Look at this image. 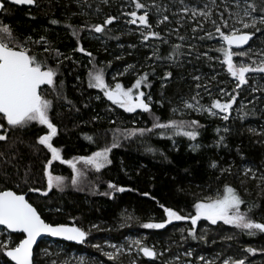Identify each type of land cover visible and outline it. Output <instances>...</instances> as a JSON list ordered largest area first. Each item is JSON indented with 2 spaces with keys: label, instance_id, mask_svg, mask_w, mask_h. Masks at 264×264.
<instances>
[{
  "label": "trees",
  "instance_id": "trees-1",
  "mask_svg": "<svg viewBox=\"0 0 264 264\" xmlns=\"http://www.w3.org/2000/svg\"><path fill=\"white\" fill-rule=\"evenodd\" d=\"M194 1L201 4L208 2ZM144 2L169 9L164 15L174 24L164 22L154 29L168 43L155 38L143 41L137 26L133 25L131 29L130 24H125L126 17L122 13L135 10L130 0H109L108 4L101 3V0H87V3L84 0H35L33 7L5 3V10L0 12V22L9 25L21 41L27 37L40 41L44 37L48 42L47 45L43 42L29 43L28 47L33 54L45 58L48 66H59L56 84L62 87L66 100L57 98L48 86L43 89L47 98L53 101L50 117L57 127V135L52 144L61 150L63 159L91 155L106 145L110 146L116 130L152 126L153 117L148 112H125L112 104L103 91L88 87V72L97 68L103 69L107 75L114 70H126L120 82L129 86L140 75L148 73L150 86L141 85V88L147 100L151 97V112L159 116L162 122L169 119L198 120L204 125L197 138L200 147L193 151L185 137L175 138L178 149L173 147L172 140L158 135L147 134L129 139L121 137L120 146L110 153L112 163L99 172L92 171L89 174L87 181L91 187H85L84 191L74 188L64 191L53 188L48 191L43 168L47 160L51 159V153L38 144V137L46 134L47 129L32 124L25 129H9L6 140L0 141V190L27 194L28 201L37 208L47 223L79 227L88 233V241L104 234L115 235L113 232H97L90 227L97 222L114 223L126 210L133 217L128 220L124 233H147L150 239L146 240V246L152 242L158 249L164 250L167 243H174L177 251L194 252L195 256L222 252L233 260L244 259L245 264H264V233L247 235L232 226L217 225L205 233L204 239H192L188 230L179 233L180 231L175 232L170 228L159 231H146L142 228L143 223L162 222L166 219L161 205L171 207L181 215L194 214L193 204L198 202V198L222 189L225 184L235 188L247 204H255L250 215L257 221H264V186L258 178L244 176L242 171L246 165H251L258 171L264 170V135L260 133L264 120V91H256L255 97L259 101L254 100V94H249L245 98L244 111H233L228 121L210 118L204 113L173 114V108H183V102L190 101L197 92L200 94L199 99L209 94L196 87L200 84L194 79L197 75L205 77L201 81L209 87V92L216 93L224 87L233 88L226 66L221 63L222 56L212 50L221 47L222 41L210 39L213 41L209 42V39L201 40L194 36L189 31L190 23L185 19L186 16L181 14L182 8L177 4L178 0L175 3L172 0ZM216 3L220 4L221 0H216ZM97 7L100 11H96ZM155 12L156 9L152 8L150 22L154 23L157 19ZM218 12H223L222 5L214 10L217 22L219 16L215 13ZM173 13L177 15L174 16ZM137 14H143V10H137ZM107 16L118 19L107 26L110 29L107 35L97 34L99 39L92 37L94 31L84 27L85 22L88 25L102 24ZM178 19H182L183 27L176 23ZM52 20L59 23L52 24ZM69 24L81 29L77 36H73L72 30L66 27ZM211 26V23L206 24L204 29L209 31ZM174 29H179V32L173 31ZM222 31L227 33L228 29L222 28ZM245 31L254 32L253 29ZM177 34L184 36L185 40H179L175 36ZM216 35L219 36L218 33ZM253 43H256L255 52L264 49V34L256 32ZM175 44L183 45L181 51L184 53L177 56L175 62L168 59H148L152 56L153 48H159L161 55H168ZM45 46L49 47L48 52L44 51ZM78 47L85 51L76 50ZM86 53H91V56ZM129 65L135 67L129 69ZM166 71L172 73L167 79L164 78ZM258 77L259 87L264 86V74H257ZM256 80L250 79V84ZM234 108L236 110L235 105ZM224 127L229 131L224 132ZM217 128L221 129L219 134ZM219 135H223L225 140L217 146ZM88 136L93 138L92 142L86 139ZM149 148L154 151H149ZM212 162L217 164L215 169L210 167ZM50 171L53 175L68 179L72 177V170L59 161L52 163ZM109 183L126 190L114 191L108 187ZM33 188L41 191H29ZM44 191H47V195L42 194ZM247 204L241 206L242 211L246 210ZM226 231L233 234L231 239L222 237ZM11 236L18 242L16 238L22 235ZM46 242L66 246L70 251L85 250L106 264H123L108 261L87 245L74 246L51 240L43 241L37 247L35 264H45L39 261L37 255L47 247ZM249 247L256 250L255 255L246 251ZM141 260L144 264L150 263L144 256ZM156 261L164 264L160 258H156L155 263ZM0 264H10L2 253Z\"/></svg>",
  "mask_w": 264,
  "mask_h": 264
},
{
  "label": "snow or ice",
  "instance_id": "snow-or-ice-1",
  "mask_svg": "<svg viewBox=\"0 0 264 264\" xmlns=\"http://www.w3.org/2000/svg\"><path fill=\"white\" fill-rule=\"evenodd\" d=\"M10 2L16 5L35 4V0H10ZM84 2L87 3V0H84ZM173 2L175 3L177 0H173ZM178 2L181 5L183 14L188 15V13H191L190 19L197 22V26L191 29L192 32L204 31V25L200 22V18L205 23L212 24L215 33L219 34V41H222L221 47L212 50L217 51L222 56L221 63L226 66L227 73L235 80V85L231 91L223 88L219 90L221 98H213L208 105H204L197 98L200 95L197 92L196 95L190 98V101L183 102L184 108L201 114L207 113L209 116L228 121L243 86L248 85L249 80L255 78L254 76L250 77L249 74H264V49L255 52L250 46L247 51L241 50L244 45L249 44L256 32L264 34V0H221L220 4H217L216 0H208L202 9L189 7L186 0H178ZM101 3L108 4L109 0H101ZM130 3L134 5L135 10L122 13V15L131 17L125 23L137 25L143 41L155 38L162 43H168L167 39L161 37L160 33L154 29L169 20L168 16L164 15V12L169 11V9L166 7L161 8L156 4L148 5L144 0H130ZM221 5L223 6V12L215 13L219 16V22H217V19L214 18V10L220 8ZM152 8L156 9L155 15L157 16L154 23L149 20ZM4 10V3L0 0V11ZM137 10H143V14L138 15ZM96 11H100L99 7ZM225 13H227L226 17ZM173 15L176 16L177 13H173ZM117 19L115 16H107L102 24L88 25L85 22L84 27L89 31L107 35L110 31L107 26L113 24ZM51 23L58 24L59 21L52 20ZM176 23L181 27L184 26L182 19L176 20ZM237 25L240 27H236ZM66 27L72 30L73 36H77L81 30L70 24ZM222 28L228 29V32L222 31ZM249 29H253L254 32L245 31ZM173 31L178 30L174 29ZM199 38L201 40L217 39L212 31H208L206 36ZM178 39L183 41L185 37L178 36ZM41 42L45 45L48 44L44 37H41L40 41H33L31 37L21 41L9 25L0 22V130H3L0 131V141L6 140L9 129H25L32 124L46 127L47 133L38 137V144L43 145L51 153V159L47 160L43 168L48 191L53 188L62 191L65 187L66 178L53 175L50 171L54 161L66 164L72 170L71 184L76 186L78 178L83 174L77 164L82 163L99 172L112 163L110 153L112 149L120 146L121 137L129 139L134 136L144 137L147 134L158 135L172 140L173 147L176 146V137H185L191 142L197 141L198 136L201 134L200 129L204 127L198 120L169 119L162 122L159 116L151 112L149 103L151 97H148L149 102H145V93L139 91L141 85L150 86L148 73L140 75L132 87L125 88L119 82H116L114 87L106 84L103 70H93L88 72V87L103 91L104 96L112 104L117 105L125 112L133 113L137 109L148 112L153 117L152 126L150 128L116 130L110 146L106 145L100 150L92 152L91 155L68 160L63 159L61 150L52 144L53 138L57 135V127L50 117L53 101L47 98L42 86L46 85L51 88L57 98L66 100V97L63 96L62 87H58L56 84L59 66L57 65V68L48 66L45 58L33 54L28 47L29 43ZM182 47L181 44L172 45L171 53L168 55H161L159 48H153L152 56L148 59H168L175 62L177 56L184 54L181 51ZM76 50L85 51L82 47H78ZM44 51L48 52L49 47L45 46ZM86 54L91 56V53ZM57 55H60V53H57ZM253 56L256 58L253 59ZM234 57H246L247 59L234 62ZM209 59H212V57H209ZM134 67V65L128 66L129 69ZM93 68L95 69V65ZM171 75V72H167L164 78L167 79ZM194 79L199 80L200 77L197 76ZM62 84L63 81L60 82L61 86ZM196 87L198 89L204 87L205 91H208L207 85L197 84ZM134 89L137 91L134 92ZM252 91H264V86L252 87ZM67 102L71 103L70 101ZM244 107L241 102L238 111L243 112ZM171 111L175 114L178 109L173 108ZM4 121H6V124ZM216 131L219 134L221 129L217 128ZM223 131L228 132L229 129L224 127ZM86 139L90 142L93 141L91 136L86 137ZM224 140L225 137L219 135V140L216 142L217 146L222 144ZM199 147L198 143L190 144L193 151ZM148 150L154 151L151 148ZM210 167L215 169L217 164L212 162ZM247 171H251V169ZM253 178H255V174H253ZM260 179L264 180V176H261ZM108 187L118 192L126 190L113 183H109ZM29 191L41 190L33 188ZM42 194L47 195V191L42 192ZM104 195H109V193H104ZM246 204L247 202L243 200L235 188L225 184L214 195H209L203 200L195 202L193 204L194 214L181 215L171 207L161 205L167 221L143 223L142 227L145 229H163L166 227V223L190 220L191 228L188 230V235L192 239H204L203 235L198 236L196 233L197 223L203 219L212 225L222 221L223 224L230 225L247 235L264 233V221H257L250 215L256 205L247 204L246 210L242 211L241 206ZM0 226H3L4 229L0 230V237H4V239H0V253L10 258V261L14 264H35L33 246L37 244L38 238L43 235L59 237L77 243H83L88 235L79 227H69L64 224L53 225L45 222L37 208L25 198V195L17 194L12 190H0ZM12 233L22 234L21 237L16 238L18 242L12 239ZM133 243L139 247V251L146 257L154 259L159 255L155 250L143 246L139 240L133 241ZM95 247H99V245H95ZM111 247L116 249L117 252L120 251L116 245H111ZM246 251L253 255L256 252L251 247L247 248ZM105 254L109 259L115 258L113 253ZM186 255L191 256V252L186 253ZM200 259L204 260V257L201 256ZM206 264H209V262H206ZM224 264H245V260L228 258L224 261Z\"/></svg>",
  "mask_w": 264,
  "mask_h": 264
},
{
  "label": "rangeland",
  "instance_id": "rangeland-1",
  "mask_svg": "<svg viewBox=\"0 0 264 264\" xmlns=\"http://www.w3.org/2000/svg\"><path fill=\"white\" fill-rule=\"evenodd\" d=\"M198 2L199 1L195 2L194 0H189L186 3L188 4L189 7H196L198 9H202L204 7L205 3L201 4ZM177 4L179 5V2H177ZM182 13L183 12H181V14ZM185 16H186L185 19H187V21L190 23V30L189 31L192 32L191 29L193 27L197 26V22L194 19H190L191 13H188V15H185ZM125 17H126V21L131 19V17H129V16H125ZM166 22H169V21H166ZM194 22H196V24H194ZM200 22L203 23V25L209 24V23H205L202 18H200ZM169 23L171 25L173 22H169ZM130 26L132 29L133 24H130ZM134 26L136 27L137 25H134ZM126 28H128V27H126ZM128 30H130V29L128 28ZM209 31H212L213 34L218 39V35H216L215 29L213 26H211L209 28ZM178 32H179V29H178ZM207 32H208V30L204 29V31L198 30L197 32H192V34L199 38V37H202L204 35V33H207ZM130 33L134 34V32L132 30H130ZM97 34H99V33L94 32V34H92V37L99 39ZM175 36L178 37V34ZM213 40H216V39H213ZM213 40L209 39V42H211ZM255 44L256 43H253V41H252V43L250 45L252 50H254ZM249 47L242 50V51H247L249 49ZM121 53H123V51H121ZM119 54H120V52H119ZM241 59L246 60L247 58L246 57L245 58L234 57V62L239 61ZM220 60H222V58ZM95 70H103V69L97 68ZM103 73H104L105 83L114 87L116 82L121 83L120 79L122 76L125 75L126 70L125 71L114 70L108 75L105 72H103ZM197 76L200 77V79L197 81L201 85H206L203 82V80L201 81V78L204 79L205 77H202L201 75H197ZM249 76L250 77L254 76L257 80L253 84H250V80H249V84L243 86V90L240 92V95L237 99V103L235 104L236 110L234 108L231 113H233V111H238L241 102L244 104L245 98L247 96H249V94L250 95L254 94V100L259 101V99H257V97H255L256 91H252V87H259V82H258L259 77L257 78V74H249ZM231 81H232V83L230 85L232 87H234L235 80L232 77H231ZM121 84L125 88L133 86V85H130V86L129 85H123V83H121ZM207 88H208V91H205L204 87L199 88L203 93H205V94L207 92L209 93L207 95H203L204 97L200 98L201 103L204 105H208L213 98H221L220 92H216V93H215V91L209 92V87L207 86ZM223 89H227V90L231 91V89L226 88V87H224ZM135 91H137V90L134 89V92ZM139 91H142V88H140ZM144 99H145V102H149L145 97H144ZM149 103H150V109H151V102H149ZM138 112H144V111L141 109H137L133 113H138ZM176 113H178V115L183 114V113H186V114L196 113L198 115L201 114V113H197L195 111L185 109L184 105H183V108H182V106H181V108H178V111ZM204 114H207V113H204ZM209 117L220 119L219 117H212V116H209ZM260 133H262L264 135V120H263L261 128H260ZM192 143H197V141H195V142L189 141V146ZM174 148L178 149L177 145ZM77 167L81 168L82 173H83L78 178V184L76 186H73L71 184V178L72 177L69 179L66 178L65 187L63 188L62 191L67 190V189H71V188H74L75 190H83L84 191L85 187L90 186V184H88V181H87L88 176L92 171H95V170L88 167V166L83 165L82 163H78ZM103 169H101V170H103ZM248 169H251V171H247ZM242 171H243L244 176H250L252 178H253V174H255V178H258L260 181V184L264 186V180L260 179L261 176H264V170L258 171L256 169H254L251 165H246L244 168H242ZM95 172H97V171H95ZM216 192L217 191L207 193L206 195H202V197L198 198V201L203 200L204 198H206L209 195H214ZM189 214L190 213H188L187 215H189ZM132 217H133L132 213L125 210L120 214V217L114 223L97 222V223L92 224V226L90 228L94 231L101 232V233L113 232V233H115V235H112V234L105 235L104 234L102 236L96 237L92 241H88L86 239V241L84 242V245L85 246L87 245L88 247H92L97 253H99L100 256H103L108 261L109 260L110 261L111 260L112 261H118V262H121L123 264H144V262H142V260H141V257L143 255H141V251H139V247L137 245H135L133 243V241L139 240V241H141L143 246H146V242H147L146 240L150 239V238H148L147 233L142 232V231H130L128 233H124L126 227L128 226V224H127L128 220H130V218H132ZM166 221H167V217L162 222H166ZM149 222L158 223L156 221H149ZM94 225H95V227H93ZM217 225L226 226V227L230 226V225L223 224L222 221H218L216 225H212L210 222L202 219V220L198 221V223H197L196 232H198L199 236L200 235L204 236L205 233H208L210 230H213L214 227H216ZM167 228L168 229L170 228L171 230L173 229V231H175V232L180 231L179 233H183L185 230H189L191 228L190 220L173 221L171 223H166V227L163 229H145V228H143V229H145L146 231H159V230H165ZM182 229H183V231H181ZM197 229H199V231ZM0 230H4V229L2 227H0ZM222 237L231 239L233 237V234L230 231H226L225 233L222 234ZM0 239H4V237H0ZM45 244L47 245V247H45L41 251H39V253L37 255V258L39 259V261H43V263H45V264H106V262L100 260V258L88 253L85 250L70 251V250H68V248L66 246L56 245V244H52L49 242H46ZM95 245H99V247H95ZM111 245H116L117 248L120 249V251L117 252L116 249L111 247ZM176 246L177 245H175L174 243H167L166 248L164 250H160L154 244H152V242H150L147 247L155 250L159 254L156 258L157 259L160 258L161 260H163L164 264H206V262H209V264H224V261L226 259L231 258V256H229V255L226 256L225 253H222V252L217 253L216 252V253H212L210 255L202 256V257H204V260H201L200 259L201 256H195L194 252H191V256H188V255H186V253H184L182 251H177L178 248ZM105 253H113L115 258L109 259ZM156 258H154L153 260H147V259L146 260L150 262L149 264H159V262H157L158 260L155 263ZM187 258L189 260H187Z\"/></svg>",
  "mask_w": 264,
  "mask_h": 264
},
{
  "label": "water",
  "instance_id": "water-1",
  "mask_svg": "<svg viewBox=\"0 0 264 264\" xmlns=\"http://www.w3.org/2000/svg\"><path fill=\"white\" fill-rule=\"evenodd\" d=\"M2 2H3V3H8V4H10V5L18 6V7H22V6H25V7H33V6H34V4H33V5H27V4H25V5H16V4L11 3L10 0H2ZM253 40H254V36H253L252 40L249 41V44H248V45H244L243 48H242L241 50H244V49L248 48V47L251 45V43H252ZM234 50H235V49H234ZM42 87L44 88V87H46V85H45V86H42ZM12 191H13V190H12ZM17 194H18V193H17ZM22 195H25V198L28 200V198H27V197H28L27 194H22ZM39 214H40V213H39ZM41 217H42V216H41ZM42 219H43V218H42ZM45 222H46V221H45ZM0 227L3 228V226H0ZM12 234L22 235V234H19V233H12ZM45 240H51V241H55V242H61V243L71 244V245H74V246L82 245V244H84V242L86 241V239H85V241H84L83 243H77V242H75V241H66V240H64V239H62V238H59V237H51V236L43 235L42 237H39V238H38V242H37V244L33 246V249H34V251H33V256H34V257H35V251H36L37 247L40 245V243H42V242L45 241ZM142 255L144 256L143 253H142ZM144 257H145L147 260H153V258H149V257H146V256H144ZM6 258H7V260H8L11 264H14V262L10 261V258H8V257H6Z\"/></svg>",
  "mask_w": 264,
  "mask_h": 264
},
{
  "label": "flooded vegetation",
  "instance_id": "flooded-vegetation-1",
  "mask_svg": "<svg viewBox=\"0 0 264 264\" xmlns=\"http://www.w3.org/2000/svg\"><path fill=\"white\" fill-rule=\"evenodd\" d=\"M4 6H5V3H4ZM1 12V11H0Z\"/></svg>",
  "mask_w": 264,
  "mask_h": 264
}]
</instances>
